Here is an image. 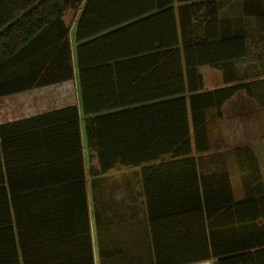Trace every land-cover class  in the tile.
Segmentation results:
<instances>
[{"label":"trees","instance_id":"16d2710c","mask_svg":"<svg viewBox=\"0 0 264 264\" xmlns=\"http://www.w3.org/2000/svg\"><path fill=\"white\" fill-rule=\"evenodd\" d=\"M5 3L12 7L0 13L5 54L25 30L36 31L38 42L50 34L52 83L74 78L75 59L90 173L93 159L98 174L142 168L154 264L212 258L218 264H246L245 255H230L240 243L221 234L258 226L264 231V186L255 151L252 146L235 151L240 201L227 172L200 168L201 154L221 146L217 120L253 115L230 109L234 105L264 106V80L238 83V65L248 50L241 21L221 17L217 0ZM242 10L264 37V0H242ZM75 21L73 55L68 33ZM43 124L41 118L28 121L22 133L51 126L47 152L53 170L45 174L41 165L36 175L21 176L20 193L13 191L10 177V191L0 190V226L35 228L38 249L45 248L47 236L61 235L69 264H93L78 109L54 111ZM6 127L11 132V125ZM244 131L247 141L259 136L249 125ZM170 230L178 250L165 240ZM257 244L264 246V237Z\"/></svg>","mask_w":264,"mask_h":264},{"label":"crops","instance_id":"0c3cea01","mask_svg":"<svg viewBox=\"0 0 264 264\" xmlns=\"http://www.w3.org/2000/svg\"><path fill=\"white\" fill-rule=\"evenodd\" d=\"M6 1L0 0V13H5V10L10 12L12 7L7 8ZM217 1L220 13L224 6H227L229 17L236 18L239 14L240 28L246 36L247 56L238 65L240 75L238 83L264 80V53L261 50L264 47V37L257 34L254 19L243 15L242 0ZM76 21L68 33L73 55L76 45ZM35 32L30 34L25 30V34L20 38L13 39L11 54H5V44L8 42L0 39V190L10 191L11 177L13 191L20 193V177L36 175L37 168L41 165L45 174L51 173L53 159L51 153L47 152V146L53 142V137L47 133L51 126L44 125L46 116L64 108L77 107L82 166L86 179L92 262L154 264L156 247L148 215L142 168L118 167L107 173L98 174L97 161L93 159L94 168L90 173L85 117L82 113L75 59L74 78L52 83L51 48L48 54L46 52L47 42L49 45L51 43V36L44 35L38 42ZM215 75L217 74L214 73ZM230 109L251 110L253 115L248 117L234 114L217 120L216 128L219 129L221 146L201 154L200 157L203 159L201 158L200 168L206 173L227 172L230 175L234 197L236 201H240L243 199V190L236 150L245 146L253 147L264 186V106L253 101L236 108L234 105ZM36 118L43 119L44 126L30 130L34 134L30 132L23 134L22 128L29 126L28 121ZM244 124L251 126L255 133L259 134L258 138L247 141ZM10 125L11 132L10 128L6 127ZM36 131L39 133L36 134ZM260 228L258 226L249 230H235L226 235L222 233L221 238H235L240 243L237 251L230 255H245L246 264H264V246L257 244L264 237V231ZM167 233L168 238L165 240L168 239L169 245L178 250L174 231L170 230ZM46 240L45 248L38 249L35 228L31 231L28 227L26 232L15 223L12 230L8 226L6 229L5 226H0V264H69L68 244L64 243L66 238L55 234L47 236ZM81 240L86 242L87 237L83 236ZM244 242H247L246 246L241 245ZM217 261L212 258L191 264H218Z\"/></svg>","mask_w":264,"mask_h":264},{"label":"rangeland","instance_id":"374dc122","mask_svg":"<svg viewBox=\"0 0 264 264\" xmlns=\"http://www.w3.org/2000/svg\"><path fill=\"white\" fill-rule=\"evenodd\" d=\"M220 15L221 16H229V12H228V8H227V6H224V9H222V11H221V13H220ZM231 15H232V13H231ZM239 15V14H238ZM237 15V19H239V16ZM235 16V15H234ZM244 23H245V21H244ZM249 34H251V33H249Z\"/></svg>","mask_w":264,"mask_h":264}]
</instances>
